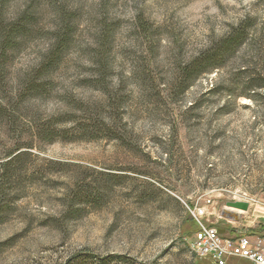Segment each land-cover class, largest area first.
<instances>
[{"label": "rangeland", "instance_id": "obj_1", "mask_svg": "<svg viewBox=\"0 0 264 264\" xmlns=\"http://www.w3.org/2000/svg\"><path fill=\"white\" fill-rule=\"evenodd\" d=\"M192 220L264 238V0H0V264H213Z\"/></svg>", "mask_w": 264, "mask_h": 264}, {"label": "built area", "instance_id": "obj_2", "mask_svg": "<svg viewBox=\"0 0 264 264\" xmlns=\"http://www.w3.org/2000/svg\"><path fill=\"white\" fill-rule=\"evenodd\" d=\"M205 210L197 208L196 219L203 217ZM192 242L193 252L202 258L209 259L213 264H228L230 259L245 260L250 264H264V238L237 231L229 235L220 233V227L201 224Z\"/></svg>", "mask_w": 264, "mask_h": 264}, {"label": "trees", "instance_id": "obj_3", "mask_svg": "<svg viewBox=\"0 0 264 264\" xmlns=\"http://www.w3.org/2000/svg\"><path fill=\"white\" fill-rule=\"evenodd\" d=\"M20 29V26L13 25L4 30L7 31V36L5 40V44L9 45L10 39L15 32ZM246 28L243 24L239 25L237 28L233 29L227 36H225L220 42H218L215 46L210 49L202 52L197 57H195L188 65L184 68L183 73L187 78H194L197 74L211 71L214 68L221 66L226 58L232 54L246 39ZM6 46V45H5ZM192 223V224H191ZM190 224L187 223L184 231L185 236H190L194 234L197 228V223L195 220H192ZM227 231L226 228H220ZM76 257H81L80 254L76 255ZM112 257H105L102 259L108 260ZM243 261V260H242ZM245 261V260H244Z\"/></svg>", "mask_w": 264, "mask_h": 264}, {"label": "water", "instance_id": "obj_4", "mask_svg": "<svg viewBox=\"0 0 264 264\" xmlns=\"http://www.w3.org/2000/svg\"><path fill=\"white\" fill-rule=\"evenodd\" d=\"M230 206H235L237 208H242V209H246L247 208V204L246 203H241V202H233V203H230ZM224 215L231 218L232 217V214L229 212V211H224ZM220 233H224L225 230L224 229H220L219 230Z\"/></svg>", "mask_w": 264, "mask_h": 264}]
</instances>
